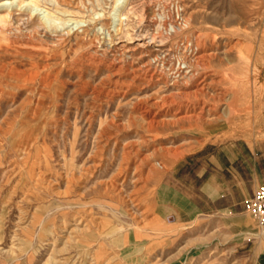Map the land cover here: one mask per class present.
<instances>
[{
	"label": "rangeland",
	"instance_id": "374dc122",
	"mask_svg": "<svg viewBox=\"0 0 264 264\" xmlns=\"http://www.w3.org/2000/svg\"><path fill=\"white\" fill-rule=\"evenodd\" d=\"M125 4L13 0L0 34V264H257L264 232L242 203L246 162L264 175V0ZM193 39L210 54L189 97L144 63L171 64Z\"/></svg>",
	"mask_w": 264,
	"mask_h": 264
},
{
	"label": "bare ground",
	"instance_id": "6f19581e",
	"mask_svg": "<svg viewBox=\"0 0 264 264\" xmlns=\"http://www.w3.org/2000/svg\"><path fill=\"white\" fill-rule=\"evenodd\" d=\"M12 3H13V0L12 1H10V0H0V34H3V29H2L3 28V23L5 24L6 22H8L7 19H6V16H11L12 15V10H14L13 7H12ZM127 3H128V0H126V4ZM125 7L126 6H124V9H125ZM18 8H19V10L21 9L20 7H18ZM3 11L4 12L7 11V13L6 14H2ZM34 11L35 10L31 11L30 15H37V13L35 14ZM46 16H47L46 14L43 16L44 20H46V22L47 21L50 22L51 19L49 17H46ZM124 19H125V17L123 16V12H122L121 9L117 10V12L115 11V13L113 14L112 30L117 31L118 29H120L118 26L120 24H122ZM183 20H185V19L183 18ZM51 22H53V21H51ZM9 33L11 34L13 32H11V30H9ZM27 37L28 38H36L37 39V37L34 36V34H32V33L31 34L27 33ZM195 40H197V39H195ZM195 40L193 39L191 41L189 40V41H186V42L183 41L182 44H180L178 46L179 51L176 52V56L174 54V61L171 64H167L165 62V60H164L165 58H163V56L162 57H158V56H156L157 54L155 55V57L153 59H151L150 61H147L146 63H144L145 69H146L147 72H149L150 77L154 78L155 81H157V82L158 81L162 82V81L165 80L163 83H165L166 85H169V86L171 85L176 90H182V91L186 90L184 93L182 92V94H186V96H189L190 94H192L193 96L198 95V93H200L206 87L205 86L206 85V79L205 78L207 76V72L204 71V69H203V66L205 64V63H203V58L207 54H210V53L200 52V50L198 48V45L195 43ZM5 66H7V65H5ZM21 72H23V71H21ZM21 72L18 73V72H15V71L11 70V69H8V70H6V77L10 76V77H13L15 79L14 80V83H15L14 86H21V85H23L22 82H24V79H26L24 74H21ZM11 80H13V79H11ZM209 82H211V81H209ZM3 84H4V82H3ZM187 91H189V92H187ZM170 96L171 97H176L177 95L171 93ZM177 97H179V96H177ZM168 100H169V96H168ZM174 101L175 100L173 98L170 99V102L174 103ZM154 105L157 106L158 108H160L162 106L161 104L159 105L156 102H154ZM186 110H187V108H186ZM181 118L182 117L180 116V117L176 118L175 121L178 120V119H181ZM152 123H153V121L149 122V124H152ZM149 124H147V125H149ZM122 170H125V168H121V170H119L118 173L122 172ZM73 221H74V225L79 223V221L76 218Z\"/></svg>",
	"mask_w": 264,
	"mask_h": 264
},
{
	"label": "built area",
	"instance_id": "2783aa9c",
	"mask_svg": "<svg viewBox=\"0 0 264 264\" xmlns=\"http://www.w3.org/2000/svg\"><path fill=\"white\" fill-rule=\"evenodd\" d=\"M242 207L254 220L255 227L264 232V179L256 185L249 197L244 199Z\"/></svg>",
	"mask_w": 264,
	"mask_h": 264
},
{
	"label": "crops",
	"instance_id": "0c3cea01",
	"mask_svg": "<svg viewBox=\"0 0 264 264\" xmlns=\"http://www.w3.org/2000/svg\"><path fill=\"white\" fill-rule=\"evenodd\" d=\"M261 80H262V83H264V75L261 77ZM245 169L247 172V179L246 180H248V186L246 187V189L249 192H247L246 194L243 195L244 199L249 197V195L251 194L252 190L256 187V185L264 179V175H260L258 178L256 177L255 171H254L255 170V163L253 162V159L251 160L250 163L248 161L246 162ZM250 169H252L251 175H250ZM218 188H216V189L218 190ZM161 216H163V215H161ZM252 221L254 222L253 219H252ZM255 234L256 235H253L254 237L251 240V246L254 249V258H255L257 264H264V235H259L257 233H255Z\"/></svg>",
	"mask_w": 264,
	"mask_h": 264
}]
</instances>
